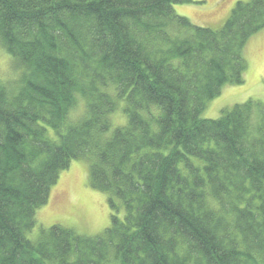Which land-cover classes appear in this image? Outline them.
I'll use <instances>...</instances> for the list:
<instances>
[{"label": "trees", "instance_id": "1", "mask_svg": "<svg viewBox=\"0 0 264 264\" xmlns=\"http://www.w3.org/2000/svg\"><path fill=\"white\" fill-rule=\"evenodd\" d=\"M187 3L0 0V46L20 74L0 81V264H264V105L201 118L243 83L264 0L237 2L217 30L175 13ZM120 104L127 123L108 135ZM83 159L110 226L28 239Z\"/></svg>", "mask_w": 264, "mask_h": 264}, {"label": "rangeland", "instance_id": "2", "mask_svg": "<svg viewBox=\"0 0 264 264\" xmlns=\"http://www.w3.org/2000/svg\"><path fill=\"white\" fill-rule=\"evenodd\" d=\"M239 1L248 0H190V3L176 4L173 8L177 15L187 18L192 25L217 30ZM243 57L246 62L243 83L224 86L219 96L207 102L202 119H218L223 111L248 100L264 105V28L249 38ZM19 75L11 57L0 46V81L13 85ZM121 106L110 114L108 135L127 123ZM84 111V101L78 97L70 119L78 120ZM123 215L121 210L119 217ZM110 216L107 195L89 185V162L73 160L68 169L60 172L56 184L51 187L47 204L35 211L36 225L27 238L36 240L40 229L47 231L53 225L70 228L80 236L93 237L110 226Z\"/></svg>", "mask_w": 264, "mask_h": 264}, {"label": "crops", "instance_id": "3", "mask_svg": "<svg viewBox=\"0 0 264 264\" xmlns=\"http://www.w3.org/2000/svg\"><path fill=\"white\" fill-rule=\"evenodd\" d=\"M230 14V13H229ZM229 16V15H228Z\"/></svg>", "mask_w": 264, "mask_h": 264}]
</instances>
